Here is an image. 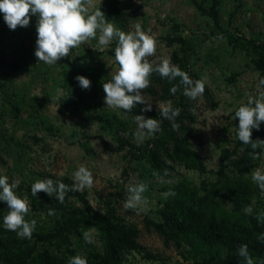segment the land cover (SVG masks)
<instances>
[{"label": "rangeland", "instance_id": "obj_1", "mask_svg": "<svg viewBox=\"0 0 264 264\" xmlns=\"http://www.w3.org/2000/svg\"><path fill=\"white\" fill-rule=\"evenodd\" d=\"M94 3L126 33L140 24L156 40L148 60L169 58L193 81L203 79L205 91L190 100L179 78L169 83L153 73L141 93L151 111L139 103L131 112L109 108L103 83L119 68L117 40L101 51L98 33L49 66L35 56L38 17L11 30L0 12V176L20 181L14 191L32 209L25 219L37 222L30 240L19 238L3 227L9 209L0 201V264H68L76 255L88 264H205L212 254L227 256L226 247L195 236L189 226L197 221L245 225L257 240L253 259L261 264L264 223L256 217L264 211V195L251 173L264 169V149L252 160L251 146L238 139L235 112L249 95L264 92V85L257 89L264 79V0ZM78 75L90 79V89L79 86ZM173 85H180L175 95ZM58 89L61 98L53 100ZM169 101L181 110L177 130L159 114L158 105ZM136 115L158 119L161 131L134 142ZM252 139L264 140V122ZM80 166L92 172V188L67 192L64 203L44 192L32 196L37 179L71 187ZM141 182L148 185L147 204L139 213L125 210L128 187ZM169 191L175 195L165 198ZM247 206L251 215L243 211Z\"/></svg>", "mask_w": 264, "mask_h": 264}, {"label": "clouds", "instance_id": "obj_2", "mask_svg": "<svg viewBox=\"0 0 264 264\" xmlns=\"http://www.w3.org/2000/svg\"><path fill=\"white\" fill-rule=\"evenodd\" d=\"M90 9H95L90 11ZM0 12L4 14V20L11 30L18 26L27 27L31 17L37 16V40L35 56L39 62L51 66L55 65L61 58L68 57L72 50L80 45L97 38V47L103 51L115 39L118 41L115 48V62L119 65L109 82L103 83L105 92V103L112 109H123L131 112L138 103L145 104L143 111H151L152 105L148 103L142 90L150 87V76L159 74L169 83L180 79V85L184 86L183 95L190 100H197L205 91L203 79L193 81L189 74L182 71L177 65L172 64L169 58H162L159 63L150 62L148 57L155 56L157 45L153 36L146 34L140 24H136L134 32H124L109 23L100 8H95L94 0H0ZM82 89H90L91 81L83 75L75 78ZM180 85H173L170 93L175 95ZM264 85V79L259 81L257 89ZM61 98L60 90L52 97L53 100ZM159 114L164 119L172 121L173 130L179 125L175 123L180 115V109L174 108L171 102L158 105ZM239 118L237 131L238 139L245 145H250L253 150L249 155L252 160L261 158L262 153L256 149H264V140L252 139L253 129L259 130L264 122V92L259 97L249 95L246 104H242L235 112V119ZM136 128L132 133L136 143H142L145 139L154 138L161 131L160 121L153 118H145L144 115L134 117ZM74 184L69 187L63 182L52 179H37L31 185V194L36 197L38 193L44 192L50 197H55L60 203H64L66 193L69 191H83L94 185L93 174L85 166H80L74 172ZM167 175V170H165ZM253 182L264 195V169L256 168L251 173ZM20 181L14 179L11 183L6 175L0 176V201L6 202L7 214L3 218V227L6 230L16 232L19 238L31 239L36 229V220L25 219L32 209L27 199L20 198L14 191ZM148 190L146 183L130 185L128 196L123 204L125 210L139 213L142 205L147 204V198L143 195ZM165 198L175 195L174 192L162 194ZM255 201H253L254 203ZM245 214L251 215L253 208L247 206L243 209ZM54 214L53 211L49 215ZM258 221L264 223V211L257 217ZM84 240L92 243L91 231L83 233ZM259 239L264 240V234ZM238 256L242 257L245 264H255L249 254L248 246L241 245ZM68 264H88L85 257L76 255L71 257ZM264 264V261L261 262Z\"/></svg>", "mask_w": 264, "mask_h": 264}, {"label": "trees", "instance_id": "obj_3", "mask_svg": "<svg viewBox=\"0 0 264 264\" xmlns=\"http://www.w3.org/2000/svg\"><path fill=\"white\" fill-rule=\"evenodd\" d=\"M230 225L228 226L220 221H211L210 223L197 221L189 226L190 230L204 244L211 247H226L229 250L227 256L212 254L210 258L208 257L207 259L206 257L204 260L205 264H245L244 259L237 254L239 247L244 244L248 246L249 254L252 258L255 257L258 248L257 240L250 236L252 231L245 225H237L236 221L231 222ZM108 244L114 252L112 239L108 240ZM115 253L112 254V258L117 261L119 256ZM255 264H258V262L255 261Z\"/></svg>", "mask_w": 264, "mask_h": 264}]
</instances>
